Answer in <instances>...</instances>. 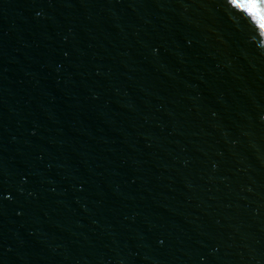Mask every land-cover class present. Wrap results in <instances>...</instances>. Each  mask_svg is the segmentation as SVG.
<instances>
[{
  "label": "water",
  "instance_id": "1",
  "mask_svg": "<svg viewBox=\"0 0 264 264\" xmlns=\"http://www.w3.org/2000/svg\"><path fill=\"white\" fill-rule=\"evenodd\" d=\"M0 264H264L258 20L0 0Z\"/></svg>",
  "mask_w": 264,
  "mask_h": 264
},
{
  "label": "snow or ice",
  "instance_id": "2",
  "mask_svg": "<svg viewBox=\"0 0 264 264\" xmlns=\"http://www.w3.org/2000/svg\"><path fill=\"white\" fill-rule=\"evenodd\" d=\"M238 8H243L249 15L255 17L261 28H264V0H231Z\"/></svg>",
  "mask_w": 264,
  "mask_h": 264
}]
</instances>
